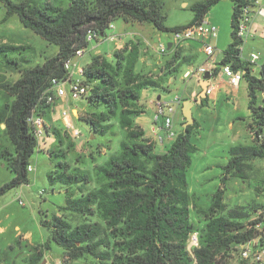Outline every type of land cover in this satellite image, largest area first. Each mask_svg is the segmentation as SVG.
Wrapping results in <instances>:
<instances>
[{"label": "trees", "instance_id": "obj_1", "mask_svg": "<svg viewBox=\"0 0 264 264\" xmlns=\"http://www.w3.org/2000/svg\"><path fill=\"white\" fill-rule=\"evenodd\" d=\"M219 1L195 3L191 7L194 17L190 22L167 28L160 15L159 0H0L6 9V18L17 15L25 28L58 47L57 54L46 58L42 64L18 69V79L8 82L0 79V89L13 98L0 107V125H4L2 131L10 144L0 146V161L13 173L11 180L0 186V196L29 183L27 167L38 141L28 119L33 111L45 116L53 109L55 102L47 103L46 99L52 94V80H64L70 75L64 62L77 50L84 51L88 47V29L104 33L114 20L122 18L152 24L161 32H172L200 23ZM230 1L231 42L223 50L220 64L243 71L250 112L246 127L248 131L259 133L264 126V97L262 104L257 105L256 93L260 91L264 96V65L259 75H255L254 63L240 56L238 46L242 40L235 36L237 16L251 0ZM21 47L5 42L0 46V53L6 56ZM140 53V44L129 42L114 51L111 60L93 56L82 69L81 82L88 88L84 99L95 111L78 119L85 121L90 131L98 135L108 133L116 123L123 140L119 150L95 166L92 174L72 168L66 160L56 164L49 179L67 186V191L78 190V195L62 210L77 214L82 221L72 224L63 216L55 215L51 220H42L41 224L50 230V239L62 247L61 264H72L85 256L96 264H228L231 253L258 234L250 225L254 224L251 218L260 204L228 208L223 201L224 190L218 189L204 212V224L196 228L191 222L190 208L196 206L188 192L187 170L192 164L191 154L197 150L193 139L199 126L194 120L171 140L164 153L155 152L154 142L134 125L133 116L143 112L137 105L141 89L165 87L161 76L136 72ZM7 61L17 64L14 60ZM175 63L177 67L193 64L189 57L182 55L180 48L174 49L171 60L161 70L163 77L175 76ZM216 76L217 70H214L212 77ZM185 100H181L180 106ZM206 100L202 99L200 105ZM53 134L58 144L63 143L59 132ZM67 147L74 148L75 143L68 142ZM58 151L65 159V151ZM228 153L222 183L229 176L243 177L251 160L264 159V144L252 140V145L232 146ZM92 180L94 187L83 189ZM193 234H196L197 244L189 250ZM40 256L41 253L33 256L34 264L41 262ZM241 264L249 263L241 260Z\"/></svg>", "mask_w": 264, "mask_h": 264}, {"label": "rangeland", "instance_id": "obj_2", "mask_svg": "<svg viewBox=\"0 0 264 264\" xmlns=\"http://www.w3.org/2000/svg\"><path fill=\"white\" fill-rule=\"evenodd\" d=\"M204 1L159 0L160 15L163 17L164 25L167 28L185 25L194 17V11L191 10L192 5ZM231 15L232 2L220 0L210 8L204 17V20L215 24L218 28V46L215 50L217 59L222 57L223 50L231 42ZM256 18L259 24L263 22L261 16L257 15ZM124 21L129 22V20L122 18L114 20L113 27L105 30L106 35L121 33V37H125V39L135 37L133 34L131 36L124 34L131 29V26L126 25ZM132 31L137 32V38L147 45L148 51L153 57L163 58V55L156 48L160 43L169 42L171 32L158 31L149 23H134ZM100 35H102L101 32ZM5 42L22 46L17 51L8 52L6 56H2L3 53H0V79L6 82L19 78L18 69L42 64L46 58L56 55L58 51L56 45L48 43L32 30L25 28L17 15L13 14L6 18V9L0 2V46ZM117 44L121 45L120 39ZM114 48L115 41L104 40L102 37H97L89 42L88 47L83 51V55L75 60L76 67L72 71V80H83L79 69L84 68L96 52L111 60L113 52L121 47L116 50ZM251 50L259 54V59L252 65L254 74L259 75L260 68L264 65V39L256 37L253 40H246L242 57L248 59ZM9 59L14 60L17 64L8 63L7 60ZM203 62L204 57L199 55L191 68L195 69ZM184 70L185 67L175 74L174 80L170 82L168 87H148L139 91L137 105L143 109V112L134 115L133 122L135 126L144 131L145 137L154 142L155 152L159 154L164 153L172 141L165 138L166 134L161 127L163 117H160L158 122L154 120L157 97L160 96V101L164 103L174 100L175 97L187 98L191 90H198L195 76L185 79L181 77ZM215 79L212 78L213 83H215ZM225 80H227L226 77H223L222 81L225 82ZM240 84L236 93L233 92L229 97L221 96L218 103L214 104L209 101L207 104L204 102L203 105L195 104L192 108V116L199 125V129L194 134L193 142L197 150L191 154L192 164L187 170V183L188 192L193 197L196 206L190 208V220L196 228H200L204 224V212L210 205L212 195L218 189L224 190L223 201L228 205V208L254 206L252 204L259 205L264 202V159L251 160L248 163L249 166L245 168L243 177L229 176L224 180V183L221 180L224 173L223 166L226 165L229 157V149L232 146L252 145L246 128L250 119L247 83L242 79ZM12 99L0 89V107ZM262 101L263 94L257 91L256 104L261 105ZM54 102L56 104V100ZM55 104L54 110L52 109L49 114H45V116H50L54 111V126L52 123L51 126L53 127L45 126L44 138L46 141L36 148L29 159L32 167V171L29 172V183L13 188L0 196V264H34L33 256L37 253H41L40 257L42 258L39 264L62 263L64 259L63 249L50 239V230L44 227L41 221L51 220L55 215L63 216L72 224L82 221L77 214L62 210L70 199L78 195V190L73 187V190L67 191V186L52 182L49 179V174L57 168L58 162L64 160L68 161L72 168H80L92 174L95 166L103 163L110 155L119 150V143L123 140V133L116 123L111 131L104 135H98L90 131V126L85 121L78 119L95 111L84 98L70 99L69 103L59 102L57 105ZM75 106L80 110V113L74 111V115L70 112L69 115L72 124L81 133L78 137L73 136L72 129L63 124L61 115L63 110L70 111ZM234 107L237 110H234ZM45 116L43 119L46 123ZM171 119V130L176 137L183 129L182 122L184 120L180 107H176L175 112L171 114ZM230 122L234 123L233 128L229 127ZM153 127L157 128V134L152 131ZM3 128L2 126L0 129V146L2 148L9 145V139L2 131ZM54 131L61 134L63 143L58 144L53 134ZM159 135L164 139V147H161ZM68 142H74L75 147L68 148ZM59 149L65 151V159L58 151ZM49 151H53V153L51 154ZM12 177L13 173L7 168L5 162L0 161V186L10 181ZM94 185L95 181L92 180L83 189L93 188ZM27 234L30 237L24 238L23 236ZM194 235L196 236L193 234L189 240V250L197 244V241L192 239ZM44 244H46V248ZM71 263L96 264L88 256ZM227 263L241 264L238 250L231 253Z\"/></svg>", "mask_w": 264, "mask_h": 264}, {"label": "built area", "instance_id": "obj_3", "mask_svg": "<svg viewBox=\"0 0 264 264\" xmlns=\"http://www.w3.org/2000/svg\"><path fill=\"white\" fill-rule=\"evenodd\" d=\"M257 15L261 16L263 21L260 35L264 37V7L260 6L257 0H251L250 4L242 7L241 12L238 14L236 19L235 36L236 38L242 40V43L244 40L252 38L256 35L257 28L255 29L252 23L254 16ZM112 27L113 24L111 23L108 28ZM217 33V26L207 21H201L200 23L188 25L171 32L172 44L175 46H179L181 43L186 41H200L202 43L203 51L205 55L209 57V61H207V63L203 66L190 70V72H187L185 76H195L196 79H202L203 74L205 72H209L210 78L206 89V95H210L213 91L212 74L214 70L219 68L220 73L227 78L228 84L232 87H236L239 84V82L243 79L244 74L241 70L235 71L229 64L218 65L216 61L212 59L216 49L210 43V40L215 38ZM97 37H105L108 40L116 39L115 35L107 36L105 33L100 35V32L93 29L87 30V42H91ZM157 49L159 53H165L167 51L166 44H159ZM238 49L240 50V56L242 57V44L238 46ZM82 54L83 50L79 49L75 52V55L72 58L65 60L64 68L70 75L64 80H52V94L47 96V103L54 102L57 98H65L67 96L75 100L78 98H84L88 94L87 86L79 80H72V71L74 66H76L75 60L80 58ZM258 59V53H251L247 60L254 63ZM79 73H82V69L79 70ZM180 104L181 99L179 97H175L174 100L169 102L156 103L157 108L155 121L159 120L160 117H163V127L166 130L165 138L168 140H172L175 137L174 132L171 130V114L175 112L176 107H179ZM62 115L68 116V110L63 111ZM28 121L33 128L39 147L41 142H43L42 140L44 138L46 126L43 116L33 111ZM67 126L72 129L73 136L78 137V135L81 134L79 130L74 128L72 125L68 124ZM249 135L255 142L264 144V126L261 132L256 133L252 130L249 131ZM158 139L161 143L163 142L162 137H159ZM27 170L28 172L32 171L31 165H28ZM251 219L254 221V224L250 225V227H253L258 234L256 237L238 247L239 256L241 260H247L249 264H264V202L260 204L259 208L255 211V216ZM192 239L197 241V237L195 235Z\"/></svg>", "mask_w": 264, "mask_h": 264}, {"label": "crops", "instance_id": "obj_4", "mask_svg": "<svg viewBox=\"0 0 264 264\" xmlns=\"http://www.w3.org/2000/svg\"><path fill=\"white\" fill-rule=\"evenodd\" d=\"M258 1V3H259V5L260 6H262V7H264V0H257ZM256 13V12H255ZM203 21H206V20H204L203 19ZM125 22V24L126 25H130L131 26V29L129 30V32H125L124 34H126V35H129V36H131V34H133L135 37H128V38H126L125 39V37H121V33L120 34H117V35H115L116 36V39L115 40H112V41H115V48H114V50H116V49H118V48H122V46L125 44V43H128L129 41H133V42H139L140 44H141V48H140V58H139V61L137 62V65H136V68H135V70H136V72L137 73H140V74H149V75H154V77H156V76H161L160 77V80H161V83H162V85L164 86V87H168V85L170 84V82L171 81H173L174 80V77H169V78H165V77H163L162 76V72H161V70L162 69H165V65H166V63L168 62V61H170L171 60V57H172V55H173V51H174V49H178L177 48V46H175L174 44H172V37L169 39V42L168 43H170L171 44V47L170 48H172V50H170V49H168L167 48V51L165 52V53H163L162 55H163V58H161V59H157L156 57H153L150 53H149V51H148V48H147V45L145 44V43H142L138 38H137V36H138V34H137V32H134V31H132V29L134 28V23H137V22H131V21H129V22H126V21H124ZM208 22V21H207ZM262 23L263 22H261V24H259L258 22H257V18H256V16H254V18H253V27L256 29V31H257V33H256V35L254 36V37H252V38H248V39H246V40H249V39H255L256 37H259V38H262V39H264V37L263 36H261L260 34H261V27H262ZM213 24V23H212ZM215 25V24H214ZM105 33V32H104ZM106 34V33H105ZM118 37V38H117ZM217 37H218V35L215 37V38H212L211 40H210V43L215 47V49H216V46H218V43H217ZM104 40H106V38L105 37H102ZM121 40V45H118L117 43H118V40ZM246 40H244L243 41V43H242V52H243V46H244V43H245V41ZM168 43H166V47H167V44ZM160 44H165V43H160ZM179 48H180V51L182 52V55L183 56H187V57H189L191 60H192V62H194L195 61V59L197 58V57H199V55H202L203 57H204V62L203 63H201L200 64V66H203V65H205L206 63H207V61H209V57L207 56V55H205V53H204V51H203V47H202V43L200 42V41H186V42H183V43H181L180 45H179ZM157 49V48H156ZM158 50V49H157ZM217 53V52H216ZM251 53H255L254 51H250V53H249V55L248 56H250V54ZM243 53H241V55H242ZM83 55V54H82ZM98 55H101L99 52H96L93 56H98ZM92 56V57H93ZM222 56H223V54H222ZM91 57V58H92ZM243 58V57H242ZM212 59H214L215 61H216V63L218 64V65H221L220 64V61H221V59H222V57L220 58V59H217L216 58V54L214 53V55H213V57H212ZM247 60V59H246ZM90 61H88L86 64H88ZM76 64V63H75ZM175 67H177V63H175V64H173ZM74 67H76V66H74ZM185 67V70H184V73L181 75V77L182 78H190L191 76H185V74L187 73V72H190V70H193L194 68H191L192 67V64H189V65H182V66H180V67H177V72L175 73V74H177L179 71H181L183 68ZM199 67V66H198ZM197 67V68H198ZM190 68V69H189ZM81 69H83V68H81ZM196 69V68H195ZM80 70V69H79ZM223 77H225V76H223L221 73H220V70H219V68L217 69V76L216 77H213V78H216L215 79V83H213L212 82V85H213V91L211 92V94L210 95H206V98H207V100L205 101V103L207 104L209 101H211V102H213L214 104H216V103H218V101H219V99L221 98V96H223L224 95V97H229V95L230 94H232L233 92L234 93H236L238 90H239V88H240V83H241V81L239 82V84L236 86V87H232V86H230L229 84H228V80H225V82H223L222 81V78ZM227 79V78H226ZM201 79H196V81H197V87H198V90H191L190 91V93H189V95H188V97L187 98H180L181 100L182 99H187V100H193L194 101V103H193V105L191 106V111H192V108L195 106V104H198V105H200V103H198V102H196L195 101V99H196V97H197V95L199 94V92H200V86H199V81H200ZM244 80V79H243ZM183 81V80H182ZM245 81V80H244ZM214 94V95H213ZM160 97V96H159ZM206 98H203V99H206ZM71 98L69 97V96H67V97H65V98H57L56 99V104L55 105H57L59 102H66V103H69V100H70ZM186 101V100H185ZM157 102H161L160 101V98H159V100L157 101ZM156 102V103H157ZM183 102L184 101H182V105L181 106H179L180 108H181V112H182V106H183ZM165 103V102H164ZM178 107V108H179ZM156 108H157V105H156ZM53 110H54V107H53ZM156 109H154V113L156 114V111H155ZM234 110H237L236 109V107H234ZM63 111H65V110H63ZM62 111V112H63ZM74 111H79V113H80V110L75 106V107H72V109L69 111L68 110V116H63L62 115V113H61V115H62V121H63V124L67 127V125L69 124V125H72L74 128H76L73 124H72V120H71V117H70V115H69V112H70V114H72V115H74L73 114V112ZM54 111H53V113H51L50 114V116H45V120H46V123H45V125H46V127H50L55 121H54ZM75 117H76V115H75ZM234 118H236V117H234ZM182 119H184L183 118V115H182ZM155 120V119H154ZM159 120H157L156 122H158ZM184 121H185V119H184ZM249 121H250V119H249ZM248 121V122H249ZM248 122H247V124H248ZM52 123V124H51ZM184 124V123H183ZM53 126H54V124H53ZM53 126H51V127H53ZM199 126V125H198ZM2 127V125H0V128ZM162 128H163V130H164V132H165V134H166V130L164 129V127H163V124H162V126H161ZM229 127L230 128H233L234 127V123L233 122H230L229 123ZM247 128V127H246ZM199 129V128H198ZM152 131L153 132H155V134H157V128H152ZM247 132H248V135H249V131L247 130ZM166 136V135H165ZM159 137H162L161 135H159ZM249 137H250V135H249ZM250 140L252 141V139H251V137H250ZM43 142H45L46 141V139L45 138H43V140H42ZM10 146V144L9 145H6L5 147H9ZM161 147H164V141L161 143ZM24 238H27V237H30V235L29 234H27V235H24L23 236Z\"/></svg>", "mask_w": 264, "mask_h": 264}, {"label": "water", "instance_id": "obj_5", "mask_svg": "<svg viewBox=\"0 0 264 264\" xmlns=\"http://www.w3.org/2000/svg\"><path fill=\"white\" fill-rule=\"evenodd\" d=\"M171 44L168 43L167 44V48L170 49ZM209 78H210V73L209 72H205L202 76V79L199 81V86H200V92L197 95L195 101L200 103L201 100L203 98H206V89L207 86L209 84ZM159 96L157 97V100H159ZM194 101L193 100H186L183 102V106H182V115L183 118L185 119L184 124H183V128L185 129L188 125H191L194 123V119L192 116V111H191V106L193 105ZM2 126L4 127V125L2 124Z\"/></svg>", "mask_w": 264, "mask_h": 264}]
</instances>
